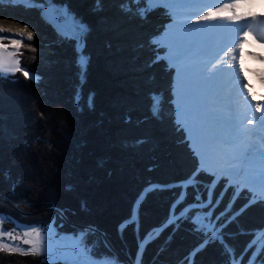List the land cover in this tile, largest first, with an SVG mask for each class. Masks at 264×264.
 Instances as JSON below:
<instances>
[{
    "label": "trees",
    "instance_id": "obj_1",
    "mask_svg": "<svg viewBox=\"0 0 264 264\" xmlns=\"http://www.w3.org/2000/svg\"><path fill=\"white\" fill-rule=\"evenodd\" d=\"M41 3L0 5V26L13 29L0 35L21 37L16 29L25 25L34 33L32 41L21 40L36 51L21 46L16 56L20 67L40 77L33 82L22 71L0 73V172L10 176L0 175V214L22 225L46 226L57 215L52 206L66 209L60 234L92 227L113 250L101 245L93 249L94 258L115 256L122 264H136L135 227L123 235L118 228L131 215L137 197L149 183L173 186L185 180L200 164L195 146H189L192 141L185 142L186 134L176 131L175 69L166 70V61L146 66L155 56L149 41L161 38L173 17L166 7L156 5L141 19L122 12L120 0H103L101 11L95 10V0H52L51 6L67 7L90 29L82 42L83 54L90 60L81 85L76 41L58 35L41 15ZM158 51L164 55L167 49ZM77 88L83 111L74 101ZM153 93L162 96L158 118L150 111ZM90 94H94L92 108L87 106ZM141 139L145 143L133 146ZM197 179L210 183L213 177L202 172ZM224 182L217 186L216 195ZM66 185L72 190L67 191ZM232 191L229 188L216 214ZM245 194L250 196L244 189L233 211L247 203ZM173 199L171 191L149 193L139 208L140 239L164 222ZM192 201L189 195L187 202ZM191 228L188 222L174 233L168 227L143 250L142 264H180L201 243ZM261 229L264 202L247 208L228 224L225 239L239 256L248 242L259 238ZM43 259L0 249V264H41ZM225 260L222 247L209 244L195 255L194 264H225Z\"/></svg>",
    "mask_w": 264,
    "mask_h": 264
},
{
    "label": "snow or ice",
    "instance_id": "obj_2",
    "mask_svg": "<svg viewBox=\"0 0 264 264\" xmlns=\"http://www.w3.org/2000/svg\"><path fill=\"white\" fill-rule=\"evenodd\" d=\"M197 0H120V9L125 14L138 15L141 19L147 17L148 13L153 10V5L157 7H166L173 17V23L168 25L163 34V39L153 37L149 41V46L155 53L154 58L148 62L147 67L166 61V70L175 69L172 83V93L175 104V125L176 131L181 130L186 134L184 141L189 140L192 147L196 142V135H205L212 142L213 147L222 159L225 167L217 172H209L205 167V159L203 154L195 152L194 155L199 157V166L185 180L178 182L173 186L151 184L146 187L137 197L133 210L129 218H127L118 228L121 235L129 227H135L138 238V253L136 264H142L143 250L149 243L155 240L164 230L172 226L173 233L181 227L184 222L192 225L191 231L201 243L180 262V264H194V257L206 248L209 244H219L223 249V255L226 257L225 264H243L244 257L251 251L247 264H264V229L260 232L259 238H254L237 256L235 248L228 244L224 229L228 224L236 221L237 217L245 212V210L258 202H264V195L259 199L255 194L251 196L245 194L247 203L238 211H233V207L241 197V193L245 188L251 192V186H256L264 193V116L258 117L260 131L253 129H243L237 131L230 117L222 116L216 113H208L203 110L204 98L211 94L215 85L216 72L219 66L224 63V57H221L207 67V63L203 58L207 55V37L202 29L208 25H199L200 21H211L217 18L227 20L235 24L242 20L256 21L259 17H264V10L259 14L249 12L247 14L239 11L245 5H252L255 0H230V2L222 4L221 7H210L203 15H198L192 25H187L179 20L177 9L186 4L196 3ZM41 3V0H0V5L4 4H21L24 6H34ZM52 0H42L41 15L54 23H56L58 35L63 38L71 37L76 41L77 60L76 64L79 68L81 85L85 82L87 65L90 58L83 54L82 42L87 32L90 30L88 25L79 21L72 15L67 7H54ZM95 10L103 9V0H95ZM141 5H144L141 7ZM135 6V7H133ZM59 21H63L60 23ZM172 29L176 32L170 36ZM12 28L0 26V33H11ZM18 35L22 38L32 41L34 33L25 25L23 28L16 29ZM243 37H252L254 40L264 41V27L259 31L254 30L253 25H249L242 32V39L237 48H241L247 41ZM8 40L9 43H3ZM21 46L31 48L33 52L35 47L22 45V40L12 37L0 35V72H23L26 78L38 82L40 77L28 70H22L19 66V60L15 59V53H9L8 48L13 47L19 49ZM143 47V45H140ZM166 48L167 51L161 55L159 48ZM233 48L229 47L224 56L231 57L227 60L226 66L234 67ZM9 58H12L11 60ZM262 84H264V75L261 76ZM245 88L250 89L251 86L244 84ZM251 95V92H249ZM264 100V97H261ZM81 89L77 88L74 101L77 108L80 107ZM87 106L94 107V94H90L87 99ZM260 102H256L255 112L262 111ZM162 109V96L156 93L152 94L151 114L153 118H158ZM192 116L198 123H192L189 116ZM3 117H0L2 119ZM257 120L249 119V125H255ZM126 122H130V117H126ZM196 134V135H194ZM143 139L135 142V145L143 144ZM101 166L103 162H100ZM151 170V169H149ZM202 172L211 175L213 179L210 183H204L197 179ZM6 179H10L7 172H0ZM224 180L223 189L216 195V188ZM13 185V190H14ZM232 188V194L225 205L224 209L216 214V209L224 200V196ZM189 189H192L189 192ZM66 190L71 191L72 186L66 185ZM155 191H171L174 199L170 203L168 216L164 222L148 231L143 239L139 238V208L149 193ZM206 194V198H205ZM193 197L191 203L187 202L188 196ZM215 196V200L213 197ZM81 207L86 209V204L81 202ZM57 213L53 216L46 226L22 225L15 221L12 217L0 214V225L3 222L12 223L14 230L17 228H25L22 235L13 231H8L0 226V237L7 238L10 242L0 240V249H6L10 253H22L31 255H44L41 264H119L118 259L106 257L103 261H96L92 258L93 249L87 245V237L94 234L95 229L92 227L83 229L76 234H60L58 228L63 227V221L66 219V209H57L52 206ZM223 220V223L221 221ZM57 221H60L59 225ZM243 231V230H241ZM231 235V234H227ZM252 235L255 236V233ZM171 236H169V240ZM22 240L23 244L29 245L27 249L21 248L19 245L11 243ZM105 247H108L105 242ZM254 249V250H253Z\"/></svg>",
    "mask_w": 264,
    "mask_h": 264
},
{
    "label": "bare ground",
    "instance_id": "obj_3",
    "mask_svg": "<svg viewBox=\"0 0 264 264\" xmlns=\"http://www.w3.org/2000/svg\"><path fill=\"white\" fill-rule=\"evenodd\" d=\"M262 10H264V0H258L255 1L252 5H245L241 9H239L242 13H256L259 14ZM253 25L255 31H259V28L264 27V17H259L258 20L252 21L250 19L248 20H242L235 24H232L224 19H214L211 23V26L215 33V40L214 41V48L209 56L208 54L203 58L205 61H210V63H207V67H211L212 64H215L218 59L221 57H224V63H222L216 72V80L215 82L221 83L222 81H227L225 87H218L217 89H212L211 94L206 95L204 98V105L208 102L214 103L215 100H218L217 102H221V98L224 97L226 94L231 95L233 92L232 97H227V99L232 102V105L226 106V116L229 114L234 115H241L246 114L247 109H249L252 115L253 120H257L258 117L264 116V108H262V111L260 113L255 112V105L256 102H260L262 106H264V100L261 99V97H264V84H260V78L262 75H264V64L259 65V61L264 58V56L261 57V50H264V41L254 40L252 37H243L244 40L247 42L242 45L241 48H237L236 45L240 44L242 39V32L249 26ZM212 41V42H213ZM230 42H235V47L229 45ZM210 43H207V48L210 47ZM223 45H226L227 50L229 47L233 48V57L236 58L237 56H240L238 52H241L240 60L241 62L239 65H234V67H227L226 62L231 57L224 56V53L226 50L223 48ZM249 49L254 50V53H250ZM235 60V59H234ZM232 72V73H231ZM230 77V75H232ZM244 84H248L251 86L250 89L245 88ZM252 91L254 94V97L249 95V92ZM218 94V95H217ZM243 97H246V105L243 101ZM223 105V104H221ZM189 118H193L191 115ZM240 119V118H239ZM257 125L254 127V125H246L244 122L238 121L236 124H233L235 129L237 131H241L243 129H253L256 132L260 131V124L257 120ZM207 136H205L204 139H206ZM218 153L215 152L214 155H217ZM225 166V165H224ZM205 167L213 171L215 168H218L217 163L215 162L214 157H212V160L208 159Z\"/></svg>",
    "mask_w": 264,
    "mask_h": 264
},
{
    "label": "rangeland",
    "instance_id": "obj_4",
    "mask_svg": "<svg viewBox=\"0 0 264 264\" xmlns=\"http://www.w3.org/2000/svg\"><path fill=\"white\" fill-rule=\"evenodd\" d=\"M255 1H258V0H255ZM263 1V0H261ZM227 2H230V0H197L196 3H193V4H186L184 5L183 7H180L177 9L178 11V14H179V20L184 23V24H187V25H192L193 27H196L197 25H193V21L196 19V17L198 15H203L207 10L208 8L210 7H221L222 4L224 3H227ZM208 3V4H207ZM49 22H51V24L56 27V23L48 20ZM60 23H63V21H59ZM213 22V20L211 21H200L199 22V25H208V27H205L202 29V32L206 35L207 37V43L209 42L210 44V47L207 48V54L209 56V54L211 55L212 51H213V48H214V41L215 40V33H214V30L211 26V23ZM57 29V27H56ZM176 32L175 29H172L171 32H170V36L169 38H171L172 35H174ZM6 37H12V38H15V39H19L21 40V37L19 36H6ZM163 39V35L161 36V40ZM213 41V42H212ZM3 43L5 44H8L9 41L8 40H4ZM229 45L231 46H234L235 47V42H230L229 41ZM223 48L226 50L227 52V47L226 45H223ZM263 50V49H262ZM249 51H251L250 53H254V50L252 49H249ZM8 52L9 53H15V59H18V57L16 56V52H17V49L13 48V47H9L8 48ZM241 56V52H238ZM261 54V57L264 56V53L260 52ZM240 56H237L234 60V65H239V63L241 62L240 60ZM209 58H211V56H209ZM10 60L12 58H9ZM19 60V59H18ZM2 74H7V73H4V72H0ZM8 73H12V72H8ZM232 73V72H231ZM37 75V74H36ZM232 75H230V77H232ZM31 80V79H30ZM33 81V80H32ZM227 81H222L221 83L218 82H215L216 85L218 87H224L225 84H226ZM260 84L262 85V81H261V78H260ZM251 92V96L254 97V94ZM218 95V94H217ZM225 97V96H224ZM228 97V96H227ZM246 97H243V101L244 103L246 104V100H245ZM227 102H230L228 99H227ZM224 105V104H223ZM244 106H247L244 105ZM250 118H252V115H250ZM257 124L254 125V127L256 126ZM196 135V134H194ZM205 138V135H196V142L194 144L195 148H196V152H200L201 154H203L204 156V159H211L212 160V157H214L215 159V162L216 160H221L222 159L220 158L219 154L217 155H214L215 152H217L215 150V148L213 147V144L212 142L206 138ZM217 174H219V171L217 172ZM251 192L253 194H255L257 196V198L259 199V197L261 195H264V193H262L261 189H259L258 187L256 186H251ZM3 229H6L8 231H13L14 230V226L12 223H9V222H3L2 225ZM27 229L25 228H17L14 230L15 233H19L22 235L23 231H26ZM97 234H99L102 239H100V236H98ZM64 235V234H62ZM259 237V236H258ZM0 240H4L5 242H10L7 240V238L5 237H0ZM87 245L92 248V249H95V248H99L101 245H104L106 241V239L104 238V236L102 235L101 232H99L98 230L95 229V233L93 235H89L87 237ZM11 243H14V244H17L19 245L21 248H24V249H27L29 247V245H25L23 244L22 240H17V241H14V242H11ZM108 244V243H107ZM105 246V245H104ZM108 247L111 249V247L108 245ZM4 250V249H2ZM6 250V249H5ZM112 250V249H111ZM113 251V250H112ZM92 258L96 261H103L104 259H97V258H94L93 256V251H92ZM37 256H41L44 258V255L41 254V255H37ZM62 262V261H61ZM119 264H122L119 262Z\"/></svg>",
    "mask_w": 264,
    "mask_h": 264
},
{
    "label": "water",
    "instance_id": "obj_5",
    "mask_svg": "<svg viewBox=\"0 0 264 264\" xmlns=\"http://www.w3.org/2000/svg\"><path fill=\"white\" fill-rule=\"evenodd\" d=\"M22 70H27V69H25V68L23 69V68H22ZM28 71H29V70H28ZM29 72H30V73H33V72H31V71H29ZM34 74H35V73H34Z\"/></svg>",
    "mask_w": 264,
    "mask_h": 264
},
{
    "label": "built area",
    "instance_id": "obj_6",
    "mask_svg": "<svg viewBox=\"0 0 264 264\" xmlns=\"http://www.w3.org/2000/svg\"><path fill=\"white\" fill-rule=\"evenodd\" d=\"M89 235H93V234H89Z\"/></svg>",
    "mask_w": 264,
    "mask_h": 264
}]
</instances>
